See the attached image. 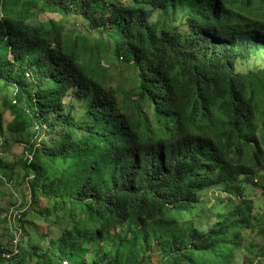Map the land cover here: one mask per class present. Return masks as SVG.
<instances>
[{
  "label": "trees",
  "instance_id": "obj_1",
  "mask_svg": "<svg viewBox=\"0 0 264 264\" xmlns=\"http://www.w3.org/2000/svg\"><path fill=\"white\" fill-rule=\"evenodd\" d=\"M47 14L84 22L89 60L24 17ZM108 50L135 70L132 104L97 72ZM262 55L264 0H0V187L22 171L29 203L0 212V264L264 258L244 200L264 192Z\"/></svg>",
  "mask_w": 264,
  "mask_h": 264
},
{
  "label": "rangeland",
  "instance_id": "obj_2",
  "mask_svg": "<svg viewBox=\"0 0 264 264\" xmlns=\"http://www.w3.org/2000/svg\"><path fill=\"white\" fill-rule=\"evenodd\" d=\"M26 17V15H24ZM29 20H32L30 22H33L35 25H38L39 23H50L54 22L55 24L59 25V28L62 31L64 41L68 45V50H73L76 53L80 54L82 56V60H89L92 56L93 52L91 51L94 46L89 45L85 42H83L81 39L77 38V32L80 28V34L84 35V22L81 19L76 18H66L61 15H42V16H35L34 19L29 18ZM70 48V49H69ZM264 59V55L262 57ZM115 59V57H114ZM112 58V51L108 50V53L104 56H101L100 58V64L103 66V69H98V74L103 78L104 85L106 87H110L112 90H116L117 98L121 104L123 103H129L132 104L137 98V92L135 90V86L132 85V82H130V79H132L135 75V70L132 68V65H129L128 63L124 62L123 60L121 62L116 63ZM252 68H255V66H246L242 67L240 66V70H244L246 72L251 71ZM11 122V117L8 112L4 113V125L7 127ZM33 133V130L29 132L28 134H20V135H12L7 136L5 138L10 141V144L13 145L12 148H14L15 145L22 143L19 141H28L30 139L31 134ZM2 141V138H0V142ZM15 151L18 155H21L24 152V148L22 146H18L15 148ZM11 152L5 153L4 151L0 150V157L1 156H8ZM13 158V157H12ZM20 173V176L15 173V176L12 179V185L8 187H0V212L6 211L10 205L11 201L15 202L19 200V203L15 204L14 206V212H23V208L25 206L29 205L27 200L24 202L23 199V193L25 192L24 188H21L20 184L22 182V171H18ZM17 187V188H16ZM13 192H17V194L13 195ZM224 195L227 196L228 193L225 191ZM215 195V197H217ZM236 200V199H235ZM244 200L248 201H254L256 204V213L258 216H264V192L258 190L257 192L253 194H248ZM4 225H0V234H6V231L4 230ZM45 230H47V227H44ZM8 236L3 239V241L7 240ZM256 240V238L254 237ZM241 259L239 258L238 262ZM261 262L264 264V258L255 261L253 264H259ZM68 263V262H67ZM66 264V263H65Z\"/></svg>",
  "mask_w": 264,
  "mask_h": 264
},
{
  "label": "built area",
  "instance_id": "obj_3",
  "mask_svg": "<svg viewBox=\"0 0 264 264\" xmlns=\"http://www.w3.org/2000/svg\"><path fill=\"white\" fill-rule=\"evenodd\" d=\"M15 245L17 246L18 245V241L15 242ZM19 253V250L15 248V251H14V254H18ZM10 255H8L9 257ZM66 264H68L67 262H65Z\"/></svg>",
  "mask_w": 264,
  "mask_h": 264
},
{
  "label": "clouds",
  "instance_id": "obj_4",
  "mask_svg": "<svg viewBox=\"0 0 264 264\" xmlns=\"http://www.w3.org/2000/svg\"><path fill=\"white\" fill-rule=\"evenodd\" d=\"M25 20H27L28 22L32 21V20H29V17H27V16L25 17ZM30 23H33V22H30Z\"/></svg>",
  "mask_w": 264,
  "mask_h": 264
}]
</instances>
